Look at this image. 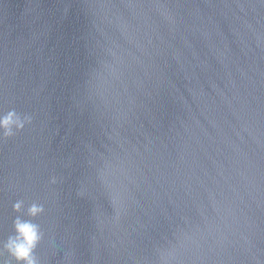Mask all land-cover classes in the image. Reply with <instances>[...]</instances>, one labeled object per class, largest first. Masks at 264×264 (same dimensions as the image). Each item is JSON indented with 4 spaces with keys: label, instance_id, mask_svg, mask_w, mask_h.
<instances>
[{
    "label": "water",
    "instance_id": "1",
    "mask_svg": "<svg viewBox=\"0 0 264 264\" xmlns=\"http://www.w3.org/2000/svg\"><path fill=\"white\" fill-rule=\"evenodd\" d=\"M18 223L33 264H264V0H0V264Z\"/></svg>",
    "mask_w": 264,
    "mask_h": 264
},
{
    "label": "clouds",
    "instance_id": "2",
    "mask_svg": "<svg viewBox=\"0 0 264 264\" xmlns=\"http://www.w3.org/2000/svg\"><path fill=\"white\" fill-rule=\"evenodd\" d=\"M4 126L9 123L8 119L2 121ZM20 236L23 238L24 243L16 244L15 242L10 243L9 248L12 250L13 255L17 259L27 260V264H33V260L29 257L31 248L34 246L37 240L35 226L30 224H19L17 225Z\"/></svg>",
    "mask_w": 264,
    "mask_h": 264
}]
</instances>
